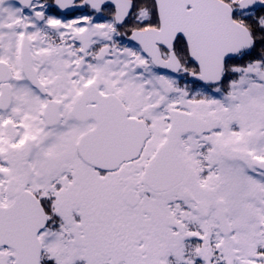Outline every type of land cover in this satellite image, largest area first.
<instances>
[{"label":"flooded vegetation","instance_id":"1","mask_svg":"<svg viewBox=\"0 0 264 264\" xmlns=\"http://www.w3.org/2000/svg\"><path fill=\"white\" fill-rule=\"evenodd\" d=\"M123 1L127 4L118 15L114 3L93 8L87 0H69L63 6L68 12H62L57 0H32L31 7L9 0L15 12L14 26L22 29L28 21L38 18V24L49 32L28 36L21 30L13 38L15 48L8 52L10 55L6 52V40L0 41V94L6 89L13 96L10 109L0 111L10 115L1 134L8 147L0 155V207L12 206L21 194L33 195L48 219L39 235L43 248L46 234L53 231L70 248L78 244L83 251L93 253L83 256L86 264H90L89 257L94 264H210V258L211 264H215L220 250L218 235L221 233L224 239L233 235L229 205L237 196L236 165L254 171H264V165L259 158H249L239 148L240 142L237 151L229 143L224 145L230 154L223 157L220 143H198L194 159L185 158V152L179 149L181 140L204 138L210 130L209 124L200 120V132H181L172 139V153L183 172L182 179L165 190L150 186L149 171L157 169L155 163L171 141L172 114L196 117L178 103L171 109L165 102L140 100L135 87L140 72L146 83H154L153 76L158 75L172 80L176 90L189 93L191 98L196 92L200 99L204 96H198V91L206 93L220 88L227 77L224 72L223 82L217 85L192 79L191 74H199L200 69L190 59L187 42L180 35L173 43L181 63L179 72L174 74L155 66L130 37L134 31L161 30L156 1ZM221 1L232 7L234 20L249 30L255 46L258 36L264 37V16L260 13L264 8L257 5L243 11L238 6L241 0ZM36 6L41 8L40 14L33 17L35 11L39 13ZM156 46L161 58L168 60L167 46ZM252 48L241 55L252 54ZM40 50L45 54L39 56ZM25 66L33 67L40 87L27 78ZM59 72L70 74L68 83H59ZM19 88L35 98L36 121L27 118L24 128L22 118L14 110ZM99 95L114 96L120 106L104 109L106 115L101 117L109 121L106 130H114L120 108L127 120L141 124L137 128L132 124L122 127L141 134L136 143L128 146L139 147L142 143V149L136 158L113 170L95 168L80 157L81 141L97 128V117L91 111L98 107L95 99ZM49 104L59 110L57 124L53 126L44 116ZM19 110L24 112L23 108ZM237 128L234 127V133ZM167 161L159 166L160 170L174 168ZM220 164L225 170L228 168L224 185L220 183ZM225 190L228 195L224 198L221 195ZM221 212L228 225L227 234L221 228Z\"/></svg>","mask_w":264,"mask_h":264},{"label":"water","instance_id":"2","mask_svg":"<svg viewBox=\"0 0 264 264\" xmlns=\"http://www.w3.org/2000/svg\"><path fill=\"white\" fill-rule=\"evenodd\" d=\"M17 1L26 7L32 5V0ZM87 1L93 8L114 3L118 15L127 4L123 0ZM155 1L161 20V30L158 32L156 30L134 31L130 39L138 43L145 54L152 58L154 65L160 69L174 74L179 72L181 63L174 52L173 43L180 35L187 42L190 59L200 69V73L191 74V78L202 84L217 85L224 79L226 62L237 58L254 46V39L249 30L234 20V11L226 2L221 0ZM68 2L69 0H57V5L62 12H68L63 8L68 5ZM257 5L264 8V2L261 0H241L238 3L243 11L251 10ZM131 6L132 2L129 1V8ZM157 44L167 46L170 51L168 60L164 61L161 58ZM24 71L30 82L35 87H40L33 67L25 66ZM95 100L98 107L92 109L91 115L97 117L95 119L97 128L81 141L80 157L85 163L95 168L113 170L123 162L136 158L142 149V143L139 147L128 146L130 143H136L137 137L141 134L133 129L122 130V127L132 124L137 128L141 124L127 120L126 113L120 108L114 130H106L109 121H104L101 115H106L103 113L105 108L120 107L116 102L118 99L114 96L99 95ZM12 102V92L2 89L0 111H8ZM58 111V108H52L51 104L45 109L44 116L49 126L57 124ZM202 126L203 122L189 114L176 112L172 114V126L169 132L171 141L159 155L155 163L157 169L149 171V184L152 188L165 190L182 179L183 172L178 168L172 153V139L181 132H200ZM131 151L133 153L129 154L128 152ZM167 159L172 162L174 168L170 171L160 170L159 166H162ZM223 213L220 214V223L223 232L227 234L228 225ZM47 223L46 213L35 197L28 193L21 194L12 206L0 207V248L13 250L16 264H41L43 246L39 235L46 228Z\"/></svg>","mask_w":264,"mask_h":264},{"label":"rangeland","instance_id":"3","mask_svg":"<svg viewBox=\"0 0 264 264\" xmlns=\"http://www.w3.org/2000/svg\"><path fill=\"white\" fill-rule=\"evenodd\" d=\"M11 5L9 0H0V41L6 40L7 55L11 54L8 53L9 51L13 52L15 48L13 38L20 35L21 30L24 31V33L21 31L23 35L28 36L48 35L49 32L44 31V25L38 24V18L28 21L27 25L22 26V29L19 26H14L12 19H14L15 12ZM35 8L39 10V13L35 11L33 17L40 14L41 8L39 6ZM260 13L264 16V12L260 11ZM251 51L252 54L241 55L231 65L228 64L231 60L227 61L225 67L227 78L223 79V85L211 92L198 91V96H204L202 99L196 97V92L191 98L189 93L176 90L172 80L158 75L153 76L154 83L150 81L146 83L142 81L143 74L140 72L139 83L135 86L140 100L165 102L171 106V109L175 103H178L186 109L188 107L191 114L198 120L206 121L209 124L210 130L208 135L204 137L206 139L203 137H198V139L188 137L190 139H187L185 137L184 140H181L179 149L185 152V158L192 157L194 159L197 154L198 143L199 146L207 145L212 141L214 144L220 143V156L223 157L225 153L230 154L229 150L225 149L227 143L235 150L240 142L239 148L247 152L249 158H259L262 161L261 164L264 165V55H260L261 52L264 53V37L258 36L257 43ZM37 54L40 56L44 55L45 52L40 50ZM247 58L254 59L253 63L244 64L245 60H248ZM46 60L47 56L43 57V63ZM69 66H66L67 69ZM53 68L55 69V67ZM69 76L70 74L67 72L63 75L60 74L59 83H68ZM34 101L35 98L31 96L30 92L22 88L18 89L14 110L17 111L15 114H19L22 118V128L25 127L27 118L36 121L37 114L35 113ZM20 108H23L24 112L19 110ZM9 117V114H0V155L8 147L1 134ZM236 126L239 127L236 129L238 132L234 133ZM211 135L213 136L211 137ZM226 170H228L227 167ZM226 170L220 164L221 185L226 182L223 179L227 175ZM235 186L237 187V196L231 200L229 205L231 223L234 229L233 235L228 239H224L221 233L218 235L220 237L218 242L220 250L218 261L215 264L218 262L219 264H264V171L261 168L255 171L246 169L237 164ZM226 195L228 194L225 190L221 197L225 198ZM216 232L217 229L212 234L215 235ZM51 233V235L46 234L45 236L47 242H45L42 254L44 264L49 260H53L56 264H72L74 262L86 264L83 262V256L93 254L83 251L78 244L76 247L70 248L68 242L58 240L54 236V232ZM91 258L89 257L90 264H94L91 262ZM15 261L16 257L13 251L0 249V264H16ZM209 262L211 264V258ZM116 263L111 262V264Z\"/></svg>","mask_w":264,"mask_h":264},{"label":"trees","instance_id":"4","mask_svg":"<svg viewBox=\"0 0 264 264\" xmlns=\"http://www.w3.org/2000/svg\"><path fill=\"white\" fill-rule=\"evenodd\" d=\"M261 11L264 12V9H261ZM247 59H248V58H247ZM253 60H254V59H252V58L248 59L247 61L245 60V63H244V64L248 65L249 63H253ZM234 62H236V61H235V60H233V61H229L228 64L231 65V64L234 63ZM50 263H51V264H55L53 260H49V262H45V264H50Z\"/></svg>","mask_w":264,"mask_h":264}]
</instances>
